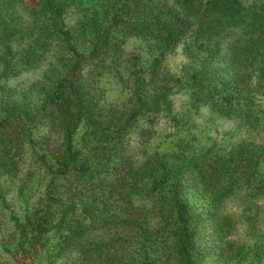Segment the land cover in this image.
<instances>
[{
  "label": "trees",
  "instance_id": "16d2710c",
  "mask_svg": "<svg viewBox=\"0 0 264 264\" xmlns=\"http://www.w3.org/2000/svg\"><path fill=\"white\" fill-rule=\"evenodd\" d=\"M128 36L149 43L148 64L125 53ZM181 44L201 58L199 67L184 66L186 76L165 66ZM52 46L56 61L27 88L16 87L12 79ZM215 60L220 66L211 70ZM113 64L128 90L125 106L109 101L100 84ZM183 89L223 114L264 119L255 98L264 91V0H0V201L8 206L3 176L19 179L22 197L32 189L35 171L19 174L29 149L48 178L40 204L23 219L12 215L14 229L3 238L12 264L62 257L200 264L208 253L262 264L264 237L234 247L227 238L234 220L221 206L237 188L249 185L254 196L264 187V143L244 141L225 153L155 150L143 160L129 153L141 119L152 124L167 114L180 122L173 95ZM137 197L154 198V209ZM151 212L159 217L154 226ZM206 231L214 237L208 248Z\"/></svg>",
  "mask_w": 264,
  "mask_h": 264
},
{
  "label": "rangeland",
  "instance_id": "374dc122",
  "mask_svg": "<svg viewBox=\"0 0 264 264\" xmlns=\"http://www.w3.org/2000/svg\"><path fill=\"white\" fill-rule=\"evenodd\" d=\"M29 1L32 2V0ZM70 19L73 20V17ZM126 39L123 46L125 53L139 54L143 63L148 64L154 54L149 43L137 36H128ZM52 47L37 67L23 71L12 79V83L18 88L25 89L31 83L40 79L44 70L52 62L56 61L57 48L55 46ZM218 63H220V60L212 62L210 64L211 70L218 69L220 66ZM200 64L201 58L197 55H190L189 51H186L184 44L169 53L165 59L167 70L176 74H183L184 76L187 75L185 72L187 67L185 68V65L199 67ZM114 66L115 64L101 72L100 84L103 86L104 93L109 101H115L119 106H125L128 90L119 81ZM124 66L125 63H123ZM223 68L227 73L233 71L228 65L223 66ZM123 69L127 76V69ZM35 92L36 94L33 93L32 95L34 100H36V95H39L37 88ZM255 98L259 102L256 107L264 109V91L258 92ZM173 114L180 118V122H175L171 115L167 114H161L152 124H147L141 119L136 129L132 131L129 141H127L130 147L129 153L136 160H143L145 156L155 150L172 152L183 149L192 153L214 146L215 151L225 153L244 141L251 140L259 144L264 143V119H259L258 122L254 123L239 117V114L236 113L232 115L223 114L210 106L205 100H198L192 89H183L173 95ZM83 130L84 128L77 135L78 145H80V136ZM45 132V128L41 126L37 134L41 136ZM32 169L35 171L36 179L31 181L32 189H29L24 197L18 194L19 179L3 176L8 206L6 207L0 201V264H12L10 253H8L6 246L3 245V238H8V234L14 229L12 215L23 219L27 211L34 209L40 204L45 192L48 178L45 176L41 166L36 163L33 153L29 149L25 154L19 174L24 177ZM252 191L253 189L249 185L237 188L236 192L223 201L221 206V212L224 215L230 214L234 220L233 228L227 233V238L234 242V247L242 243L252 246L258 238L264 237V187L254 191V196L251 194ZM137 204L140 206L145 204L149 209H154L155 207L154 198L150 197H137ZM249 205H253L252 209H248ZM158 218L151 212L150 225H156ZM213 239L214 237L209 234V231L203 234V241L207 248L214 245ZM68 263L69 260L62 257L55 264ZM261 263L264 264V260ZM200 264L232 263L219 260L216 255L208 253V256L204 257Z\"/></svg>",
  "mask_w": 264,
  "mask_h": 264
}]
</instances>
